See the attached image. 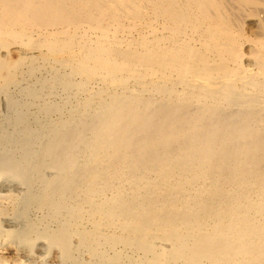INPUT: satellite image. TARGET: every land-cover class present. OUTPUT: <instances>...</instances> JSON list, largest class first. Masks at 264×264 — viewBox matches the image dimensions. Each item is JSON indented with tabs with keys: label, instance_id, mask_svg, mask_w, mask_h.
<instances>
[{
	"label": "bare ground",
	"instance_id": "bare-ground-1",
	"mask_svg": "<svg viewBox=\"0 0 264 264\" xmlns=\"http://www.w3.org/2000/svg\"><path fill=\"white\" fill-rule=\"evenodd\" d=\"M11 87L0 264H264V0H0Z\"/></svg>",
	"mask_w": 264,
	"mask_h": 264
},
{
	"label": "rangeland",
	"instance_id": "rangeland-1",
	"mask_svg": "<svg viewBox=\"0 0 264 264\" xmlns=\"http://www.w3.org/2000/svg\"><path fill=\"white\" fill-rule=\"evenodd\" d=\"M18 54H19V50H16V48H12L11 49V51H10V56L11 57H16ZM41 75H43V77ZM44 77H45V73H43V72L42 73H37V75H36V79L38 81L42 80V78L44 79ZM11 89H13V90H11ZM17 92H18V89L16 87L15 88L11 87V88H9V90H7V92L0 93V121H2L3 119H5V118H7L9 116V114L7 115V113H8L7 112V110H8L7 102H6L7 101V97H9V96L10 97L11 96L15 97L16 95L18 96ZM58 93H56L55 95L52 96V99L53 100L55 99L54 100L55 102H61L66 97L65 93H60V92H58ZM8 94H9V96H6ZM13 95H15V96H13ZM61 96H63V97H61Z\"/></svg>",
	"mask_w": 264,
	"mask_h": 264
}]
</instances>
